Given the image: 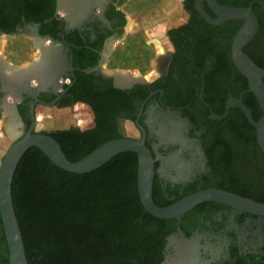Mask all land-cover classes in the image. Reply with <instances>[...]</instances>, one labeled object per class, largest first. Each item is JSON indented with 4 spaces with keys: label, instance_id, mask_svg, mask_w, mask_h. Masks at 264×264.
<instances>
[{
    "label": "flooded vegetation",
    "instance_id": "flooded-vegetation-1",
    "mask_svg": "<svg viewBox=\"0 0 264 264\" xmlns=\"http://www.w3.org/2000/svg\"><path fill=\"white\" fill-rule=\"evenodd\" d=\"M163 3L166 43L145 64L133 59L139 49L130 36L150 34L160 0H0V33L30 34L37 26L42 37L54 39L58 87L38 94L36 118L39 107H80L89 114L86 126L59 129L70 130L80 144L144 140L155 159L159 207L210 188L264 204V151L241 106L255 121L264 110L234 54L248 19H221L211 0ZM217 3L251 11L258 28L242 51L264 69V0ZM4 95L0 81V101ZM22 96L16 110L24 134L36 98ZM113 169L136 178L139 195L137 154H120L102 173ZM143 209L137 228L150 243L143 264H264V215L217 202L199 204L180 219H159ZM137 258L135 264L142 263Z\"/></svg>",
    "mask_w": 264,
    "mask_h": 264
},
{
    "label": "trees",
    "instance_id": "trees-1",
    "mask_svg": "<svg viewBox=\"0 0 264 264\" xmlns=\"http://www.w3.org/2000/svg\"><path fill=\"white\" fill-rule=\"evenodd\" d=\"M49 135L71 162L103 145L80 144L70 130ZM117 173L113 169L105 176L101 168L73 174L54 165L39 149L27 151L15 172L12 192L29 264H135L136 257L140 264L146 261L150 243L137 228L144 211L137 179ZM8 262L0 215V264Z\"/></svg>",
    "mask_w": 264,
    "mask_h": 264
},
{
    "label": "water",
    "instance_id": "water-1",
    "mask_svg": "<svg viewBox=\"0 0 264 264\" xmlns=\"http://www.w3.org/2000/svg\"><path fill=\"white\" fill-rule=\"evenodd\" d=\"M211 1L213 7L217 9L218 14L223 20L248 19V24L239 32L236 38L234 50L235 60L240 71L249 79L251 91L257 96L264 110V69L257 66L242 51V48L256 34L258 28L257 20L248 9L227 8L218 5L217 0ZM32 31L29 35L37 39V46L40 51L38 58L32 60L25 66H15L0 57L2 65L0 67V81L2 83V90L5 92V95L0 101L1 117L7 108H16L17 102L23 100L22 94L24 92L30 93L36 98V102L32 105L31 109L32 125L30 129L13 140L0 167V215L9 249L8 264H29L22 231L15 212L12 187L17 167L24 155L31 148H37L42 151L54 165L62 170L79 175L92 173L102 168L122 153H136L139 160L138 190L141 203L147 212L159 219H180L186 212L205 202L222 203L240 211L264 215V204L215 188L201 190L170 206L159 207L153 199L155 159L146 147L144 140L140 141L131 138L111 140L99 146L79 161L71 162L68 160L62 146L56 139L49 134L38 132L39 121L34 111L36 103L38 102L37 96L48 86L56 84V88L58 87V75L56 74L58 67L46 64L45 57L51 51L56 52L58 47L53 38L42 37L38 33L37 26L33 27ZM1 36L9 35L0 33ZM57 61L59 60L57 59ZM40 67L43 69V78L35 73ZM7 70L12 74H7ZM20 75L25 76L20 79ZM33 81L37 82V87H33ZM9 98H12V102L9 101ZM241 108L245 111L249 122L256 128L258 142L264 151V114L259 121H255L252 117L251 110L245 106H241ZM166 264H170V262L168 261Z\"/></svg>",
    "mask_w": 264,
    "mask_h": 264
},
{
    "label": "rangeland",
    "instance_id": "rangeland-1",
    "mask_svg": "<svg viewBox=\"0 0 264 264\" xmlns=\"http://www.w3.org/2000/svg\"><path fill=\"white\" fill-rule=\"evenodd\" d=\"M164 1L160 0L162 4H157L160 8L158 11L153 13L155 16L152 20L153 25L149 26L152 30L150 34L146 35H131L134 38V44L136 48L139 49V54L136 53L135 60L141 61L145 64L153 60L158 56L159 49L157 48V43H160L162 49L165 46V34L164 31L167 27V18L162 17L165 13L163 11ZM171 2H176L177 0H170ZM156 14L161 15L157 17ZM133 22H131L130 28L133 27ZM0 57L9 63H14L17 65H26L32 60L36 59L39 54L37 39L31 37L28 33L23 35H10L0 37ZM151 56V57H149ZM155 62H153L154 64ZM142 69L138 68V73ZM39 131H54L59 129H67L73 125L80 124L81 126H86V122L89 120L88 112L80 107L70 110H57V109H46L44 107H39L36 111ZM21 124V123H20ZM19 137L23 134V130L20 127ZM7 135L4 114L0 118V167L4 156L11 146L14 139Z\"/></svg>",
    "mask_w": 264,
    "mask_h": 264
},
{
    "label": "bare ground",
    "instance_id": "bare-ground-1",
    "mask_svg": "<svg viewBox=\"0 0 264 264\" xmlns=\"http://www.w3.org/2000/svg\"><path fill=\"white\" fill-rule=\"evenodd\" d=\"M0 40H1V38H0ZM157 48L159 49V51H162V47H161L160 43H157ZM56 53L57 52H55V51H51L47 54L46 57L43 56V57H45V61H47L46 64H49L50 66L60 67V62L57 61ZM39 55H40V51H39L38 56ZM38 56H37V58H38ZM21 66H25V65H21ZM0 67H2L1 62H0ZM35 73L38 74L41 78H43V76H44L42 67L37 69L35 71ZM24 76L25 75H20L19 77L21 79ZM3 114H4V119H5V126H6L7 135L11 138L17 137L20 134L19 128L21 127L20 126L21 124L19 121V117H18L16 108L15 107H9L3 112Z\"/></svg>",
    "mask_w": 264,
    "mask_h": 264
}]
</instances>
